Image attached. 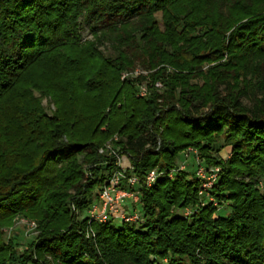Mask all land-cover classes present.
Masks as SVG:
<instances>
[{
  "label": "trees",
  "instance_id": "obj_1",
  "mask_svg": "<svg viewBox=\"0 0 264 264\" xmlns=\"http://www.w3.org/2000/svg\"><path fill=\"white\" fill-rule=\"evenodd\" d=\"M137 66L148 74L122 79ZM115 134L142 179L175 170L143 184L141 223L73 210L111 172L99 149ZM221 139L226 161L207 153ZM189 146L221 166L217 205L203 204L195 169L178 170ZM262 177L264 0H0V226L21 212L39 231L22 255L0 233V264H264Z\"/></svg>",
  "mask_w": 264,
  "mask_h": 264
},
{
  "label": "built area",
  "instance_id": "obj_2",
  "mask_svg": "<svg viewBox=\"0 0 264 264\" xmlns=\"http://www.w3.org/2000/svg\"><path fill=\"white\" fill-rule=\"evenodd\" d=\"M148 71L141 67H137L131 71L122 73V79L129 77H138L140 75H147ZM149 81L137 82L138 96L144 97L148 93ZM158 88L163 87L162 81L158 80L155 83ZM118 134H115L111 139L106 141L99 149L100 154L111 158L112 170L109 172L107 179L95 188L94 199L89 205L87 210V217L89 222H107L109 220L119 221L121 223H141L144 220L141 205V189L143 184L146 186L153 185L160 176L168 175L169 178L174 176L175 170L169 172L159 167L150 169L144 179L135 171L134 166L129 163L124 164V158L127 156L129 162V155L126 154L122 147L117 144L119 141ZM189 153L186 152V156ZM195 175L201 182L199 194L202 197L203 204L213 201L216 203L215 198H212L210 191L213 185L217 182L220 168H209L206 166L198 156L195 159ZM187 168L185 160L178 164V170ZM86 175L91 176V172L87 171ZM73 210L79 213V210L73 206ZM191 208H186L184 215H190ZM19 224L25 226L27 233L37 234L38 224L33 220L21 218Z\"/></svg>",
  "mask_w": 264,
  "mask_h": 264
},
{
  "label": "rangeland",
  "instance_id": "obj_3",
  "mask_svg": "<svg viewBox=\"0 0 264 264\" xmlns=\"http://www.w3.org/2000/svg\"><path fill=\"white\" fill-rule=\"evenodd\" d=\"M156 15L159 19L161 28H164V23H163V19H162L163 18L162 12L160 11ZM81 22H82V35H83L82 36V42L90 41V40L94 41L95 38L92 35V32L89 29V24L84 19V17H81ZM98 48L100 50L105 51V52H109L111 50V46L109 45L108 41L100 42L98 45ZM214 64L215 63H211L209 65L208 64L203 65L201 68V71H207L208 67L210 65H214ZM171 70H173V69H171ZM45 82L46 83L50 82L49 77H46ZM191 82L196 83L198 85H203L205 81H204V78L202 76H200V77H197L195 79H192ZM160 89H161V91H164L166 89V86L163 85V87ZM31 91L33 92L35 97L40 99L41 104L45 108L46 112L49 115H52L54 110L56 109V105H55L54 99L51 97V95L44 93L42 90H40L38 88L31 87ZM243 100L245 103L250 104L254 99H253V96H251V97H244ZM202 143L205 144L204 142H202ZM229 150H230V147L225 146L223 139H221L219 142L215 143L209 150H207V153L210 154V156H212V157L226 161L231 155V152H229ZM186 152L189 153L188 154L189 157L186 156ZM203 153L204 152H202L198 147L189 146L185 150V157L183 155L181 157V160L179 161V163L185 160L186 165H187V169L190 170L192 173H194V169L196 167L195 159L198 156V158L201 160V162H203L209 168L210 167L211 168H217L218 167V168H220V171H221V166L208 164L207 158ZM79 158L81 159L82 156H79ZM129 163L130 162H129L127 156H125L124 164L127 165ZM194 164H195V166H194ZM83 167H84V164H83ZM220 171H219V174H220ZM219 174H218V178H219ZM217 181H218V179H217ZM215 184L213 185V187L210 191V195L212 196V198L216 199V197L212 194V190H213ZM263 184H264V177L261 178V181L259 182V186H262ZM200 185H201V182H199V184H198V192H199ZM70 192H71V194L74 193L73 190H70ZM215 204L217 205V203H215ZM138 207H140V210H141V205H139ZM228 211H230V203L229 202L226 203L225 205L220 206L219 210H218V212H223L222 214H226ZM78 214H80L79 215L80 218H84L85 215H87V210H85L82 213L80 211ZM21 218H25L27 220H33L38 224V221L36 218L30 217V216L25 215L24 213L20 212V213H17L13 216L10 223L3 224L0 226V233H1V238H2L3 243L6 245H12L13 249L17 255L24 254V252H26V250H28V247L30 246V244L36 239L37 235L39 234V232L37 234L27 233L25 226H22L21 224H19V220ZM120 223L121 222L117 221V224H120ZM152 259L155 261V259L153 257H152ZM15 264H21V263L16 262ZM163 264H167V260H163Z\"/></svg>",
  "mask_w": 264,
  "mask_h": 264
}]
</instances>
